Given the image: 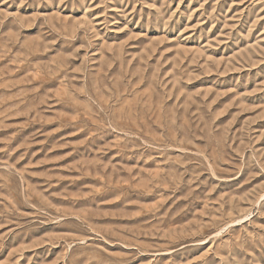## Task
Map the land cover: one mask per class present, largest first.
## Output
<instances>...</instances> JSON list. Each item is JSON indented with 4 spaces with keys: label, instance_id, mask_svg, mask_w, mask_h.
Instances as JSON below:
<instances>
[{
    "label": "rangeland",
    "instance_id": "rangeland-1",
    "mask_svg": "<svg viewBox=\"0 0 264 264\" xmlns=\"http://www.w3.org/2000/svg\"><path fill=\"white\" fill-rule=\"evenodd\" d=\"M0 264H264V0H0Z\"/></svg>",
    "mask_w": 264,
    "mask_h": 264
}]
</instances>
